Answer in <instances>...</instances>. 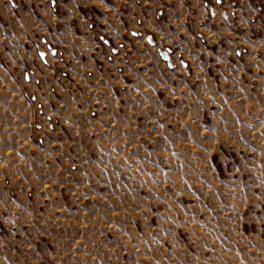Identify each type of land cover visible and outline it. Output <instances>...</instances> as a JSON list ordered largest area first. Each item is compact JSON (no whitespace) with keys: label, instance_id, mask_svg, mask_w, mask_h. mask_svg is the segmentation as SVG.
<instances>
[{"label":"rangeland","instance_id":"374dc122","mask_svg":"<svg viewBox=\"0 0 264 264\" xmlns=\"http://www.w3.org/2000/svg\"><path fill=\"white\" fill-rule=\"evenodd\" d=\"M64 1L0 16V264H264V0Z\"/></svg>","mask_w":264,"mask_h":264},{"label":"crops","instance_id":"0c3cea01","mask_svg":"<svg viewBox=\"0 0 264 264\" xmlns=\"http://www.w3.org/2000/svg\"><path fill=\"white\" fill-rule=\"evenodd\" d=\"M24 3V0H21ZM45 0H30V4L35 6H39L43 4ZM207 0H129L128 7H133L134 13L136 16H142L143 20L149 18L148 22H142L141 25H135L134 28H140L143 30V33L146 36V39L150 42L151 45L156 44L154 39V31H162V38H167V34L163 36V32L171 31L175 36L177 34H182L188 31H202L208 32L211 28H213L215 23L210 22L208 17V10L202 3ZM224 5L227 7L229 4L236 2L241 6H244V9H240L239 11H243L246 15L248 13L247 2L248 0H223ZM29 2V1H26ZM68 2V3H67ZM112 0V5H113ZM25 4V3H24ZM29 4V3H28ZM63 4H70V0L64 1ZM80 4V1L77 3ZM6 0H0V16H6ZM26 5V4H25ZM34 9H32V20H35ZM140 14V15H139ZM139 22V20H136ZM229 32V27L226 28ZM247 29V27H244ZM134 35L138 33L132 32ZM211 33V32H210ZM215 33H211L213 37ZM205 37V34H204ZM212 37V38H213ZM168 54V48L165 50ZM169 56V54H168ZM162 58V57H161ZM169 66L171 65V60L169 56V60H165Z\"/></svg>","mask_w":264,"mask_h":264},{"label":"water","instance_id":"95a60500","mask_svg":"<svg viewBox=\"0 0 264 264\" xmlns=\"http://www.w3.org/2000/svg\"><path fill=\"white\" fill-rule=\"evenodd\" d=\"M160 56L162 57L163 60H169V56L165 51L160 52Z\"/></svg>","mask_w":264,"mask_h":264}]
</instances>
